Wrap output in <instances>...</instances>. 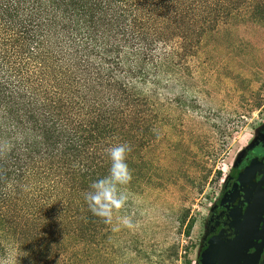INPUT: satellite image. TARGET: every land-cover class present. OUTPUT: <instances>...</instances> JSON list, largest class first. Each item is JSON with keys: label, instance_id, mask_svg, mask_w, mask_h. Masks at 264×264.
I'll list each match as a JSON object with an SVG mask.
<instances>
[{"label": "trees", "instance_id": "16d2710c", "mask_svg": "<svg viewBox=\"0 0 264 264\" xmlns=\"http://www.w3.org/2000/svg\"><path fill=\"white\" fill-rule=\"evenodd\" d=\"M244 17L264 23V0H0V256L80 264L109 236L85 199L106 149L127 144L132 169L181 51Z\"/></svg>", "mask_w": 264, "mask_h": 264}, {"label": "rangeland", "instance_id": "374dc122", "mask_svg": "<svg viewBox=\"0 0 264 264\" xmlns=\"http://www.w3.org/2000/svg\"><path fill=\"white\" fill-rule=\"evenodd\" d=\"M181 55L179 75L151 95L144 138L132 143L125 205L80 264H194L232 165L264 129V23L231 19ZM0 264L42 263L11 252Z\"/></svg>", "mask_w": 264, "mask_h": 264}, {"label": "flooded vegetation", "instance_id": "af4514ba", "mask_svg": "<svg viewBox=\"0 0 264 264\" xmlns=\"http://www.w3.org/2000/svg\"><path fill=\"white\" fill-rule=\"evenodd\" d=\"M194 264H264V129L212 204Z\"/></svg>", "mask_w": 264, "mask_h": 264}, {"label": "clouds", "instance_id": "9594fccd", "mask_svg": "<svg viewBox=\"0 0 264 264\" xmlns=\"http://www.w3.org/2000/svg\"><path fill=\"white\" fill-rule=\"evenodd\" d=\"M130 151L127 144H119L106 149L111 161L109 175L95 181L91 185L92 191L85 195L92 213L105 223L111 222L113 210L122 209L127 200L126 190H121V187L129 184L132 179L131 171L126 163L127 153ZM123 222L131 226L127 218Z\"/></svg>", "mask_w": 264, "mask_h": 264}]
</instances>
